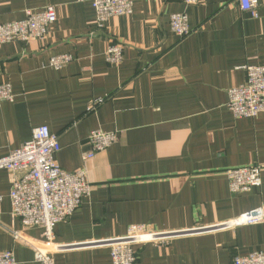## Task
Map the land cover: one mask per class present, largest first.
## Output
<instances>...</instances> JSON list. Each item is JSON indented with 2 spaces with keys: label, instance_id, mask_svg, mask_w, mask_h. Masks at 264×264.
<instances>
[{
  "label": "crops",
  "instance_id": "0c3cea01",
  "mask_svg": "<svg viewBox=\"0 0 264 264\" xmlns=\"http://www.w3.org/2000/svg\"><path fill=\"white\" fill-rule=\"evenodd\" d=\"M130 17L97 23L91 4L76 0H0V25L23 21L25 11L54 6L58 22L43 41L0 44V85L15 100L0 106V157L47 125L58 135L56 159L68 172L84 169L92 186L76 213L55 227L56 243L71 245L56 264H113L103 242L145 225L179 232L166 245H138L137 264H229L264 251V223L223 230L205 227L264 206V113L235 119L228 91L243 85L245 66L264 65V0L259 18L244 14L238 0H133ZM189 16L191 34L179 39L172 14ZM124 61H106L112 43ZM73 61L56 71L54 57ZM105 99L91 112L90 104ZM101 130L118 141L93 159L88 137ZM262 166V185L235 196L227 170ZM11 178L0 171V253L17 264H40L35 250L13 232L24 230L11 213ZM194 230H198L195 232ZM205 230V231H204ZM184 233V234H183Z\"/></svg>",
  "mask_w": 264,
  "mask_h": 264
},
{
  "label": "built area",
  "instance_id": "2783aa9c",
  "mask_svg": "<svg viewBox=\"0 0 264 264\" xmlns=\"http://www.w3.org/2000/svg\"><path fill=\"white\" fill-rule=\"evenodd\" d=\"M92 5L98 25L102 28L109 20L130 17L134 9L133 0H76ZM187 6H200L204 0H179ZM240 10L259 18V0H238ZM58 22L54 6H46L41 11L26 10L23 21L0 25V44L43 41ZM170 29L179 39L191 34L189 16L172 14ZM106 61L110 66H120L124 61V46L112 43L107 50ZM73 61L70 55L54 57L49 67L59 71ZM246 80L243 85L228 91V109L235 119H255L264 113V65L245 66ZM15 100L10 84L0 85V106ZM105 99L97 98L90 104V111H96ZM88 141L92 151L85 154V160L93 159L118 141V135L101 130L92 132ZM61 151L59 137L45 125L34 128L31 138L19 149L0 157V171L11 178V213L19 220L24 230L38 228L43 231L42 240H29L22 232L14 231L16 241H22L35 250V260L40 264H56L54 255L76 248L56 243L55 227L65 223L78 210L85 198L92 196V186L84 169L74 172L63 170L56 156ZM262 166L252 165L226 171L229 190L235 196L252 193L262 185ZM2 197H0V204ZM264 223V206L256 211L241 215L205 230H223L241 226H258ZM204 230V231H205ZM197 232L198 230H194ZM179 232H162L145 225L130 226L126 236L102 244L111 248L113 264H137L138 245H166ZM184 234V233H183ZM0 264H17L14 252L0 253ZM229 264H264V251L237 257Z\"/></svg>",
  "mask_w": 264,
  "mask_h": 264
}]
</instances>
